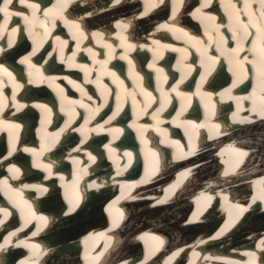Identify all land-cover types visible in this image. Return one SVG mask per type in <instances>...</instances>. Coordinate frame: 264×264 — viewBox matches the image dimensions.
Returning a JSON list of instances; mask_svg holds the SVG:
<instances>
[{
	"label": "bare ground",
	"instance_id": "6f19581e",
	"mask_svg": "<svg viewBox=\"0 0 264 264\" xmlns=\"http://www.w3.org/2000/svg\"><path fill=\"white\" fill-rule=\"evenodd\" d=\"M49 1L45 9L36 5L35 17L9 9L0 19L1 58L16 57L13 73L0 67V264L15 257L13 264H264V230L251 226L264 214V170L255 166L264 154L235 137L264 121V76L248 63L257 59L251 25L264 28L258 0H247L254 9L246 0H221V8L234 10L228 25L225 12H216L217 21L204 10L212 0L194 10L188 7L199 0H189L187 13L175 15L195 29L203 25L199 33L173 16L161 23L164 7L176 12L187 0H68L70 15L64 0ZM146 4L151 9L140 13ZM46 41L54 46L40 63ZM256 44L259 50L261 40ZM80 52L89 64L77 61ZM73 69L84 80H72ZM168 79L174 83L166 87ZM186 80L194 92L180 86ZM112 93L120 98L115 104ZM170 106L176 115L163 117ZM101 114L108 119L98 121ZM19 135L30 142L17 148ZM213 166L220 176L206 178ZM179 198L191 208L183 219L182 212L173 216L174 224L202 229L216 217L218 228L184 241L162 221L148 219L131 231L144 214L135 204L158 211ZM87 215L106 218L83 230L65 227ZM125 243L140 250L123 255Z\"/></svg>",
	"mask_w": 264,
	"mask_h": 264
},
{
	"label": "rangeland",
	"instance_id": "374dc122",
	"mask_svg": "<svg viewBox=\"0 0 264 264\" xmlns=\"http://www.w3.org/2000/svg\"><path fill=\"white\" fill-rule=\"evenodd\" d=\"M134 6L135 5H133V11L134 10H139V8H140L139 5H137L138 8L136 6L135 7ZM124 12H129V11H124ZM121 13H123V11H121V10L116 11V14H114L113 16H107V18H108V20H110V19L112 20V18L116 17L117 14L119 15ZM245 135H247V138L244 137ZM235 137H237L238 139H244L243 141H245L246 139H249V141H253L257 145V151H258L259 147L262 146L261 147V153L264 154V121L263 122H259L257 125H251V126L246 127L245 129L241 130ZM255 166H257L256 173L262 172V170H264V162L263 161L256 162ZM219 168L220 167H218V166L217 167L216 166L215 167L213 166L212 169L206 170L205 177L208 178V175L207 174H209V173L218 174L220 176V170H219ZM182 199H184V198H179L178 200H176L172 204L168 205L166 209L158 210V211H154V209H152V208H147L145 204H140V205L139 204H135V206H134L135 207V210L137 209L139 213L144 212V214H141L140 216H138V218L137 217L135 218L136 215H134L135 220L132 221L131 224H130V227L132 228L131 231H134L137 228L143 227L142 226V223L144 221L148 220V219L154 220V221H162V223L164 225H167V226L171 227L172 230H173V232L175 234H179L180 235L179 236V239L182 238L181 240H183V239L185 240L186 238H194V237L200 236V234L202 232L209 233V232L214 231V230H216L218 228V226L220 224H216V219H217L216 217L213 218L215 220L211 221L212 224L211 223H209V224L207 223V225H205L204 228H202V229H201V227L188 228L185 225H183L182 223H178L180 226L178 224H174L173 221H175V219H173V216H175L177 218V217H179L181 215V212H182L183 215L181 217L183 219V218H185V213L186 212L188 213L189 212V209L191 208V205L189 204V202L186 201V200L185 201L184 200L182 201ZM139 202L140 203H145L141 199H139ZM101 204H102V206L104 208V203H101ZM106 210L107 211L109 210L108 207L106 208ZM151 211H153V212H151ZM79 218H81V217H79ZM105 218H106L105 215H103L100 219H98V218L97 219L96 218L93 219L92 217H89L87 215V217H85L84 219H79V221L77 220V221L73 222L72 224L69 223V224H67V226L65 225V227L67 228L68 226L78 224L77 227H76L77 230L78 229H82L83 230V225L91 226V225L97 224L98 222H104L105 221ZM182 219L180 218V220H182ZM178 220H179V218H178ZM251 226H255V227H252V228L261 227L260 232L262 230H264V214H260L258 216V219L252 221L251 222ZM252 228H245V231L246 232H250V231L253 230ZM61 230H64V229H61ZM186 233L188 235H186ZM181 240H179V241H181ZM132 247L133 246L128 245V244L125 243L124 246L122 247V249L120 250V253L123 254V255H125L129 251L137 252V251L140 250V249H137V247H133V249H132ZM130 249H132V250H130ZM117 256H118V254H117ZM56 264H61V262H56Z\"/></svg>",
	"mask_w": 264,
	"mask_h": 264
},
{
	"label": "snow or ice",
	"instance_id": "6c2138e0",
	"mask_svg": "<svg viewBox=\"0 0 264 264\" xmlns=\"http://www.w3.org/2000/svg\"><path fill=\"white\" fill-rule=\"evenodd\" d=\"M117 2H119V0H117ZM181 2H182V0H181ZM258 2H259V5H260V8L262 9L261 17H264V0H258ZM18 3L19 4H24L27 7L33 8L34 9L33 17H35V8H36L35 5L28 4L27 0H18ZM10 4H12V0H0V13L5 14L3 17H0V19H6L7 15L10 14V12H9V5ZM205 6H207V4ZM246 6H247V0H246ZM63 7H67V0L63 4ZM15 14L16 15H20L19 12H16ZM45 15H47V14H45ZM25 21L28 22V18L27 17H25ZM236 23H237V25L243 26L245 29H247V27H248V25H244L243 21H241L239 18H237ZM251 26L256 28V32H255V34L249 33V35H254V37H255L253 39V41H252V48L250 49V51H252L256 55L257 59H255L253 61H248V63H251L253 65H257L258 70L261 72L262 76H264V39L261 38V33L264 32V28L258 26L257 24H252ZM256 40H261V45L262 46H261V48L259 50H257ZM232 53H233V55L235 57L236 55H238V49H233ZM210 59H214V58H210ZM257 61H259L258 64H257ZM27 62H28L27 60H22L21 61V63H27ZM237 63L239 64L238 60H237ZM4 71H6V69H4ZM9 75H11V74L9 73ZM262 87H264V85H262ZM175 90L176 89H173V91H175ZM16 127H19V126L16 125ZM93 159H94V157H93ZM16 171L18 172L19 169H16ZM0 211H4V210L0 209ZM0 223H3V221H0ZM262 243H264V242H262Z\"/></svg>",
	"mask_w": 264,
	"mask_h": 264
}]
</instances>
